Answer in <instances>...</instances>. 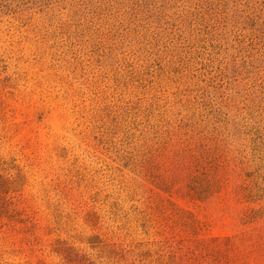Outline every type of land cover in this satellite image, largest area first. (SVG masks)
I'll return each instance as SVG.
<instances>
[{"label":"rangeland","instance_id":"374dc122","mask_svg":"<svg viewBox=\"0 0 264 264\" xmlns=\"http://www.w3.org/2000/svg\"><path fill=\"white\" fill-rule=\"evenodd\" d=\"M25 2L0 264H264V0Z\"/></svg>","mask_w":264,"mask_h":264},{"label":"trees","instance_id":"16d2710c","mask_svg":"<svg viewBox=\"0 0 264 264\" xmlns=\"http://www.w3.org/2000/svg\"><path fill=\"white\" fill-rule=\"evenodd\" d=\"M26 0H0V17L9 16L10 13H19ZM217 129H215L216 131ZM217 136L219 137L218 133Z\"/></svg>","mask_w":264,"mask_h":264}]
</instances>
